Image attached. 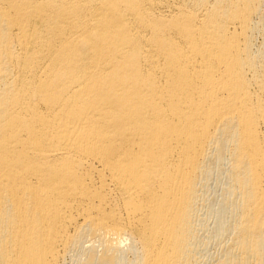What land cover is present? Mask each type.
Here are the masks:
<instances>
[{"label": "bare ground", "instance_id": "1", "mask_svg": "<svg viewBox=\"0 0 264 264\" xmlns=\"http://www.w3.org/2000/svg\"><path fill=\"white\" fill-rule=\"evenodd\" d=\"M67 257L264 264V0H0V264Z\"/></svg>", "mask_w": 264, "mask_h": 264}, {"label": "rangeland", "instance_id": "2", "mask_svg": "<svg viewBox=\"0 0 264 264\" xmlns=\"http://www.w3.org/2000/svg\"><path fill=\"white\" fill-rule=\"evenodd\" d=\"M256 41L260 40L261 37L259 35H256L255 37ZM210 227H212V223L209 222ZM209 227V228H210ZM204 235V233H203ZM89 243H84V245H87ZM218 243L216 244V242L214 241H210L208 239L205 238V245H204V253L207 255V256H204V258L206 257V259H210V258H213L219 251V247H218ZM218 247V248H217ZM217 248V249H216ZM63 264H76L74 260L70 259V257H67L65 260H64V263Z\"/></svg>", "mask_w": 264, "mask_h": 264}]
</instances>
